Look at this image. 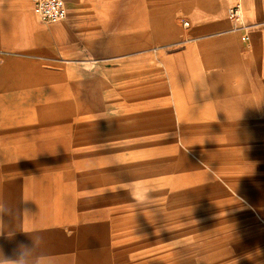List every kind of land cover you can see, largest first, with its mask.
I'll return each instance as SVG.
<instances>
[{"label": "crops", "instance_id": "1", "mask_svg": "<svg viewBox=\"0 0 264 264\" xmlns=\"http://www.w3.org/2000/svg\"><path fill=\"white\" fill-rule=\"evenodd\" d=\"M63 1L65 18L45 23L33 0H0V219L15 232L0 250L14 258L35 233L45 264H98L109 232L138 231L150 264H264V0ZM224 98L260 107L237 124L202 108ZM126 170L150 193L163 178L180 216L128 221ZM190 203L204 206L195 222Z\"/></svg>", "mask_w": 264, "mask_h": 264}, {"label": "rangeland", "instance_id": "2", "mask_svg": "<svg viewBox=\"0 0 264 264\" xmlns=\"http://www.w3.org/2000/svg\"><path fill=\"white\" fill-rule=\"evenodd\" d=\"M49 109H45V114L43 116L47 117ZM70 112L69 108H62L61 109V118L62 120L66 117H68ZM79 117V113H78ZM45 125H48L47 123ZM60 148H64L63 140L60 141ZM60 150L61 153H59V156H54L55 158L64 159L67 158L66 155H64V150ZM79 158V157H78ZM84 158V157H82ZM95 158V157H94ZM106 160L107 163H119L124 165H133L134 170L137 169V165L139 163L135 161V159H138V157H111ZM122 161H121V160ZM97 163L100 162L99 160H95ZM94 162V163H96ZM104 162V161H103ZM105 162V163H106ZM128 168V167H127ZM116 173V172H114ZM113 173H109V181H110V188H108L109 193L111 194L113 191H117V188L112 187L114 185V182L110 179L112 178ZM160 173H158L159 175ZM122 178L121 180V189L125 191V214L126 218L129 219L128 221L133 222L134 220L138 221V218L143 219H151V223H154L156 221V224L158 227L164 225L165 219H169L170 217H176L177 215L180 216L181 213V205L179 203H172V204H166L165 203V192L163 184V178L162 181L158 180V185L156 187V191L153 193H150V187H149V181L144 179L143 173H140L138 171H124L122 172ZM163 177V176H162ZM116 180V179H115ZM114 180V181H115ZM120 190V187H119ZM173 190V189H172ZM152 191V190H151ZM180 191V190H179ZM177 192V189H176ZM172 200H176V194L175 189L171 193ZM196 199V196H190V199ZM203 205H198L197 203H190L188 205V214L190 217V222L194 221L195 218L191 221L193 217H196L198 212L203 209ZM138 223V222H137ZM150 223V220L148 221ZM133 228V225H130L129 228ZM135 233H139L138 231H124V243L121 242L118 238L121 237L120 234L123 233H116L109 232V249L108 253L105 251H101L100 249L93 247L94 252V259H97L101 263L98 264H150L149 263V256L146 252L143 253L146 250H141V254H139L138 250L135 254L133 252V235ZM97 244V243H96ZM95 244V245H96ZM94 245V246H95ZM123 245V246H122ZM159 264V263H158Z\"/></svg>", "mask_w": 264, "mask_h": 264}, {"label": "clouds", "instance_id": "3", "mask_svg": "<svg viewBox=\"0 0 264 264\" xmlns=\"http://www.w3.org/2000/svg\"><path fill=\"white\" fill-rule=\"evenodd\" d=\"M196 84L199 86L202 97H208L212 92V85L208 83V74H201L199 78L194 79ZM211 105L214 109L215 116L218 113H223L226 120L230 124H237L244 114V110L249 107H257L260 105H250L244 100H230L224 98L219 101H213L207 103L202 108ZM195 107V105L193 104ZM201 108V109H202ZM7 208V202L0 198V217L5 214ZM7 236L11 239L14 237V231L5 230L3 227L2 219H0V236ZM31 244H19L14 252V258L6 257L2 250H0V264H45L46 257H44L40 252L39 248L46 243L45 237L41 234L30 235Z\"/></svg>", "mask_w": 264, "mask_h": 264}, {"label": "built area", "instance_id": "4", "mask_svg": "<svg viewBox=\"0 0 264 264\" xmlns=\"http://www.w3.org/2000/svg\"><path fill=\"white\" fill-rule=\"evenodd\" d=\"M33 10L39 19L45 23L61 21L65 18L66 10L63 0H33ZM231 20L238 23L239 28L247 26L242 22V11L239 4L234 5L229 11ZM244 39V37H242Z\"/></svg>", "mask_w": 264, "mask_h": 264}]
</instances>
